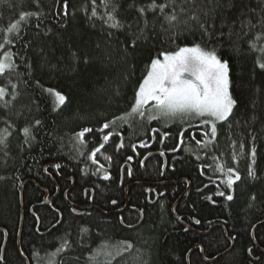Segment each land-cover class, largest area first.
I'll return each mask as SVG.
<instances>
[{
    "label": "trees",
    "instance_id": "trees-1",
    "mask_svg": "<svg viewBox=\"0 0 264 264\" xmlns=\"http://www.w3.org/2000/svg\"><path fill=\"white\" fill-rule=\"evenodd\" d=\"M153 3L167 7L153 10ZM108 15L118 27L110 26ZM196 46L227 62L236 103L216 125L212 145L187 139L189 146L168 155L164 175L171 183L153 205L142 196L147 182L161 179L162 162L147 163L145 184L130 190L131 205L143 211L144 220L128 231L117 215L104 212L117 209L113 201L124 203L117 172L149 125L134 115L116 121L131 112L154 60ZM7 53L13 65L0 75L6 90L0 99V230L8 239L2 255L0 231V264H26L18 248L22 210L21 250L30 264H187V256L191 264H264V0H0V56ZM56 93L66 98L62 104ZM164 122L175 150L186 124ZM106 123L109 131L124 133L127 148L115 153L116 142L108 148L111 182L101 181L88 163ZM86 129L91 134L85 144L79 134ZM228 169L233 179L240 177L234 198L212 205L207 180L227 186ZM49 175L61 187L56 210L43 204L44 189L56 191ZM185 179L191 189L183 196ZM71 186L72 203H84L94 192L93 204L103 213L73 215L64 200ZM175 201L180 215L190 224L197 219L201 229L186 231L174 219ZM34 206L40 223L30 212ZM129 219L140 220L133 212Z\"/></svg>",
    "mask_w": 264,
    "mask_h": 264
},
{
    "label": "flooded vegetation",
    "instance_id": "flooded-vegetation-1",
    "mask_svg": "<svg viewBox=\"0 0 264 264\" xmlns=\"http://www.w3.org/2000/svg\"><path fill=\"white\" fill-rule=\"evenodd\" d=\"M134 116L135 118L138 117L140 119H145L147 121V124L149 125L148 134L143 136L139 141L134 142V144L131 143L130 153L126 155V159L121 164L119 171L117 172L118 185L119 187L124 188V203L120 206L118 205L117 201H113L112 206L117 207V209H113L111 210V212L109 211L108 213L104 212V214H106L107 216L117 215L121 227H123L128 231L136 230L139 224L144 220L143 211H141V209L138 206L131 205L130 190L135 185H139L143 183L145 184V181L143 180L144 176L151 173L150 169H147L148 167L147 163L148 162L158 163L159 161L162 162L161 179L154 182H147L146 184L148 185L145 188L146 190L144 193V197L142 196V198H145L146 203H148L149 205H153L155 202H158L160 199H163L166 196V192L163 190L164 189L163 187L168 186L171 183L169 182V180L165 178L164 175L166 173V169L168 166V155L174 156L181 148H185L189 146L190 140L187 139H191L199 147H205V145H209V146L212 145V143L214 142V138L216 137V134L215 136L211 134L212 127L209 124V122L205 123L201 120H197L191 124H186L185 127H183V130L181 129L179 131L177 136L176 148L175 150H172V148L169 145V141L172 139V134L167 133L169 130H171V126L163 128L162 124L165 123L163 119H150L146 111L143 112L142 117L139 115H134ZM134 116L131 117L134 118ZM131 117L128 119H131ZM119 121L120 119L117 120L116 122ZM115 123H113V125ZM109 128L111 127L109 126L108 128H102L101 131L98 132L100 134V140L98 141L97 145H95L91 150L93 152L97 148L100 149L98 152H96V156H95L96 162L95 163L93 162V159L91 158V154L88 160L89 165L94 167L95 174L98 175L100 177V180L103 182H111L115 179V175H114L115 173L112 171L113 159L108 151L109 146L112 143L116 142L114 148L115 153H122L125 149H127L126 138L124 136V133L119 131L115 133L114 131H109L110 130ZM111 129L113 130V128ZM83 133L84 135L82 138V143L86 144L87 136L91 134V131H88V133L87 132H83ZM105 136L109 137L107 141L104 140ZM197 141H200V143L198 144ZM101 144L103 145V147H100ZM121 144L123 145L122 147L120 146ZM106 157H110V159H106ZM46 174L48 173L46 172ZM105 175H107L109 178L105 179L104 178ZM49 178L55 184L56 191L55 193L52 194L48 189H44L43 204L47 207H50L51 209L56 210L57 208L55 204L57 203V198L60 195L61 187L59 186L57 180L52 175H49ZM227 180L225 182H227ZM71 181L72 183L74 182L73 180ZM183 182L186 184L185 185L186 190L182 193V195L185 196L190 192L191 181L185 179ZM124 184H126L125 187ZM207 185L208 186L212 185L214 194L208 196V202L211 203L212 205H215L216 199L230 202L234 198L235 182L231 185V187H229V185L226 186L224 185V183H221L220 181H216L214 184V182H209L207 180ZM71 189L72 186L64 194V200L69 206L70 212L73 215L84 216L86 214H90L92 211L102 212L97 206L93 204L94 192H92V198L90 200L84 203H80V202L72 203V201L68 198L69 197L68 194ZM219 193H223V195H220ZM229 195L232 196L231 200L227 199ZM84 199L85 200L87 199V192L84 193ZM160 203H164V202L160 201ZM22 204L23 202H21V206ZM177 204L178 202L175 201L171 208V214L174 217V219L179 223H181L185 227L186 231H194L193 229L194 227L201 229L200 223L197 219L191 220V224H190L189 220L187 221L185 220V216L180 215V213L177 211ZM34 208L37 207L34 206L33 208H31L30 212L36 216L38 223H40L38 215L35 213ZM22 211H23V219H24V210ZM131 212L138 213L140 219L138 223H133L131 219H129L128 222L125 221L126 217H128L129 213ZM213 223L214 221L208 222V226L210 230H212L215 227ZM219 226L221 229H223L226 235V231H227L226 228L222 224H220ZM196 232L201 233L200 231L197 230ZM18 244H19V238H18ZM20 246H21V240H20ZM130 247H132V245H130ZM196 247L197 249L200 250V253L203 256V252H204L203 247L200 244L196 245ZM3 254L4 251L2 250V255ZM188 257L189 256H187V264H189ZM24 258L26 260V264H30L25 256ZM203 258L205 259V261L207 260V258L205 257V253ZM190 264H191V260H190Z\"/></svg>",
    "mask_w": 264,
    "mask_h": 264
},
{
    "label": "snow or ice",
    "instance_id": "snow-or-ice-1",
    "mask_svg": "<svg viewBox=\"0 0 264 264\" xmlns=\"http://www.w3.org/2000/svg\"><path fill=\"white\" fill-rule=\"evenodd\" d=\"M65 7L67 6L65 5ZM150 7L153 10L159 7L163 11L167 5H156L153 3ZM140 11L143 12L144 9L141 8ZM92 14L93 16L96 15L95 10H93ZM27 15L29 14H22L20 19L23 20ZM107 19L111 21V27L119 26V21L114 16L108 15ZM169 19L175 20L176 17L173 15ZM17 27L18 23L12 24L9 31L15 30ZM252 47L254 48L255 45H252ZM5 58L7 59V57ZM9 67L11 65L0 63V74H3L5 68ZM260 67L264 68V64H260ZM228 71L227 62H222L216 56L215 51H205L199 46L180 48L175 54H165L163 63L159 59L152 62L151 71L137 92L131 113L118 119L125 121L133 115L142 117L141 108L154 101L155 114L150 119H156L158 116L174 119L176 117L183 118L195 115L213 117L217 121L227 120L236 103L229 92ZM185 74L188 77H194V79L186 78ZM48 91L52 92L51 89ZM5 95L6 90L0 88V99ZM56 97L61 104L66 99L59 93H56ZM205 123H208V121H205ZM103 127L108 128L109 125L106 123ZM86 131H91V129H86ZM23 132L25 136L30 135V129L27 127L23 129ZM211 134L213 136L216 134L214 123L212 124ZM83 135V132L79 134L81 139ZM108 138V136H105L104 140L107 141ZM0 143H3V141H0ZM197 143L199 144L200 141H197ZM120 146L122 147L123 145L121 144ZM100 147H103V145L101 144ZM99 150L97 148L91 153L94 163L96 162V152ZM252 156L253 158L255 157V149L252 150ZM106 159H110V157H106ZM228 172L232 173L233 170L228 169ZM104 178L108 179L109 177L105 175ZM239 179V175H235L234 179L232 175H229L227 180L229 187ZM219 194L223 195V193ZM227 199L231 200L232 196L229 195Z\"/></svg>",
    "mask_w": 264,
    "mask_h": 264
},
{
    "label": "rangeland",
    "instance_id": "rangeland-1",
    "mask_svg": "<svg viewBox=\"0 0 264 264\" xmlns=\"http://www.w3.org/2000/svg\"><path fill=\"white\" fill-rule=\"evenodd\" d=\"M5 57H7V59L5 58ZM162 63L164 62V56L162 57V58H160L159 59ZM0 63H3V64H5V65H11V67H9V68H5V71L3 72V73H5L6 71H9V70H11L12 69V65H13V63H12V57H11V55L10 54H4V55H2V56H0ZM151 71V69H149V71H148V73ZM148 73H147V75H148ZM1 75V74H0ZM147 75H146V77H145V79L147 78ZM185 76H186V78H190V79H194V77H188L187 76V74H185ZM144 79V80H145ZM144 82V81H143ZM143 85V84H142ZM229 92H230V90H229ZM231 94V93H230ZM232 96V95H231ZM4 98V97H3ZM233 99V98H232ZM154 101L153 102H149L147 105H145V106H143L142 108H141V111L142 112H147L148 113V116H149V118L153 115V114H155V108H154ZM130 112V111H129ZM131 113V112H130ZM230 117V116H229ZM228 117V118H229ZM156 119H163V121H169V122H179V123H183V124H191V123H193V122H195V121H197V120H201V121H203V122H205V121H208L209 122V124L211 125V127H212V124L214 123L215 124V126H216V124H218V123H221V122H224V121H226V120H224V121H217V120H215L213 117H209V116H202V117H200V116H195V115H192V116H185V117H183V118H181V117H176V118H162V117H157ZM231 175L233 176L234 174L233 173H231Z\"/></svg>",
    "mask_w": 264,
    "mask_h": 264
},
{
    "label": "water",
    "instance_id": "water-1",
    "mask_svg": "<svg viewBox=\"0 0 264 264\" xmlns=\"http://www.w3.org/2000/svg\"><path fill=\"white\" fill-rule=\"evenodd\" d=\"M21 202H23V187H22V191H21ZM22 223H23V212H22V219H21V229H22ZM20 229V233H19V244H18V248H19V251L21 253V256L23 257V259L25 260L24 256H23V253H22V250H21V246H20V235H21V230ZM0 231H3L5 232L4 230H0ZM7 239H8V234L7 232H5V245H4V248L6 246V243H7ZM4 248H3V251H4ZM203 256H204V252H203ZM26 261V260H25ZM188 262L190 264V257H188Z\"/></svg>",
    "mask_w": 264,
    "mask_h": 264
},
{
    "label": "bare ground",
    "instance_id": "bare-ground-1",
    "mask_svg": "<svg viewBox=\"0 0 264 264\" xmlns=\"http://www.w3.org/2000/svg\"><path fill=\"white\" fill-rule=\"evenodd\" d=\"M166 165V164H165ZM56 167V166H55Z\"/></svg>",
    "mask_w": 264,
    "mask_h": 264
}]
</instances>
